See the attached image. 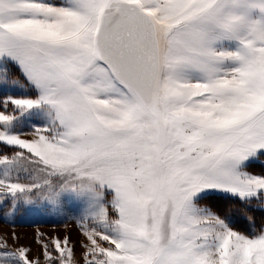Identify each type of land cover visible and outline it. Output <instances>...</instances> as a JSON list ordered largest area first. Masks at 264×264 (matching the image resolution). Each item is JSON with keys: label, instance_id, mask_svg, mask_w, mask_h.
Here are the masks:
<instances>
[{"label": "snow or ice", "instance_id": "obj_1", "mask_svg": "<svg viewBox=\"0 0 264 264\" xmlns=\"http://www.w3.org/2000/svg\"><path fill=\"white\" fill-rule=\"evenodd\" d=\"M0 92V209L79 205L83 264H264L215 203L264 210V0H0Z\"/></svg>", "mask_w": 264, "mask_h": 264}, {"label": "rangeland", "instance_id": "obj_2", "mask_svg": "<svg viewBox=\"0 0 264 264\" xmlns=\"http://www.w3.org/2000/svg\"><path fill=\"white\" fill-rule=\"evenodd\" d=\"M12 95H20L19 92H11ZM4 93L0 92V96ZM35 118L31 120L22 121L18 125V130L21 131L25 138L31 139L34 135L32 125L36 124ZM80 211L79 205L72 204L62 211L49 210L41 205H28L20 202L13 211L9 205L5 204L0 209V238L7 240L9 247L15 249L16 247H26L31 250L33 258H39L41 264H44L42 256L41 238L54 237H69L71 243L75 245L77 258L80 264H83V250L80 241L79 233L74 229L80 227L75 218ZM232 221V218H230ZM31 227V228H30ZM37 229L42 232L34 231ZM55 228L67 229L62 233H56ZM33 229V230H32ZM83 238V237H82Z\"/></svg>", "mask_w": 264, "mask_h": 264}, {"label": "trees", "instance_id": "obj_3", "mask_svg": "<svg viewBox=\"0 0 264 264\" xmlns=\"http://www.w3.org/2000/svg\"><path fill=\"white\" fill-rule=\"evenodd\" d=\"M262 167H264V165L256 161L250 166V170L258 172ZM215 203L228 207V215L232 218L231 222L233 228L241 232L251 234V232L258 231L261 227H264V210H261L256 203H253L251 208L239 201L220 198H216Z\"/></svg>", "mask_w": 264, "mask_h": 264}, {"label": "crops", "instance_id": "obj_4", "mask_svg": "<svg viewBox=\"0 0 264 264\" xmlns=\"http://www.w3.org/2000/svg\"><path fill=\"white\" fill-rule=\"evenodd\" d=\"M30 228H31V227H30ZM33 229H34V231L42 232V231H39V230H37V229H35V228H33ZM33 229H32V230H33ZM74 229L77 230V233H78V232H81L80 227H75V226H74ZM49 230H55L57 234H58V233H62V232H64V231H67V229H63V228H55V229H49ZM42 233H43V232H42ZM79 236H80V239L77 238V241H81V240L83 239L81 233H79ZM80 250H83V248L80 249ZM81 263H83V262H81Z\"/></svg>", "mask_w": 264, "mask_h": 264}]
</instances>
